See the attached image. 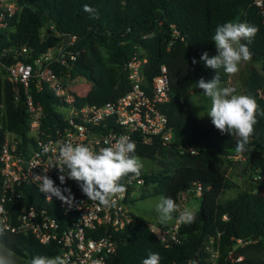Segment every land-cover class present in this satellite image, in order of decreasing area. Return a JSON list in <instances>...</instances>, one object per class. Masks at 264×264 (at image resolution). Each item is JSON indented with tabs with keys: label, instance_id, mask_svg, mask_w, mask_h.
I'll return each mask as SVG.
<instances>
[{
	"label": "trees",
	"instance_id": "1",
	"mask_svg": "<svg viewBox=\"0 0 264 264\" xmlns=\"http://www.w3.org/2000/svg\"><path fill=\"white\" fill-rule=\"evenodd\" d=\"M19 4L20 13L0 31V49L28 46L34 51L27 56L16 57L13 52L4 55L0 80L6 73L5 66L18 59L33 62L66 36L69 41L61 49L67 64L53 62L55 71L65 83L70 77L83 76L99 92L96 99L75 94L79 106L103 104L125 95L130 85L124 67L135 52L147 55L144 74L148 83L163 65L169 70L171 99L162 110L169 117L173 141L167 145L159 140L145 143L138 132L132 135L136 155L159 160L163 167L141 170L146 185H152V191L146 189L142 197L163 194L178 204L181 192L196 191L198 195L201 189L200 208L194 212V222L182 225V244L171 246H165L151 232V222L137 217L138 222L115 234L117 250L107 264H142L149 252L159 254L160 264H181L194 256L208 237L219 233L221 254L217 264H264V116L259 114L264 111V99L258 94L264 87V14L252 0H19ZM85 4L96 9L95 18L83 10ZM229 21L258 28L251 42L245 43L252 53L251 61L260 63L261 68H250L244 82L246 94L259 106L254 132L242 152L247 170L255 176V189L223 198L234 183L228 172L235 163L230 155L238 152V137L221 134L212 123L202 126L190 92L201 77L211 79L210 68L200 56L205 51L210 56L216 50L212 39L215 29ZM44 28L49 30L46 37ZM194 58L197 63H193ZM1 85L6 127L18 137L27 139L29 95L44 107L42 126L47 134L65 125L61 107L67 103L46 85L39 88L33 79L28 92L19 87V97L7 79ZM1 93L0 86V100ZM0 243L15 251L18 264H26L35 255L51 257L59 251L56 244H43L32 234L5 232ZM232 254L243 260L234 262Z\"/></svg>",
	"mask_w": 264,
	"mask_h": 264
},
{
	"label": "built area",
	"instance_id": "2",
	"mask_svg": "<svg viewBox=\"0 0 264 264\" xmlns=\"http://www.w3.org/2000/svg\"><path fill=\"white\" fill-rule=\"evenodd\" d=\"M253 4L264 14V0H252ZM19 0H0V31L10 26L11 21L20 13ZM53 32L54 27L50 26ZM33 48L22 46L16 49H0V66L3 56L9 52L15 56H27ZM71 60L75 56L71 55ZM147 55L142 51L135 52L126 63L124 70L130 85L129 91L103 104H75L76 96L70 92L68 83L58 74L53 62L67 64V59L60 49L54 56L53 51L37 57L33 62L22 59L5 66L6 79L13 85L16 96L19 97V87L28 92L30 82L34 79L41 88L46 85L57 96L67 103L61 107L65 125L57 127L50 134L43 129L46 117L44 107L36 103L32 96L27 98L29 130L27 139L6 127L5 91L2 88L0 100V226L5 232L32 234L43 244H56L59 251L51 256L63 255L70 264H107L108 258L116 252L118 241L115 234L124 230L134 222H138L131 205L134 191L144 192L149 189L146 179L140 172L139 176H125L121 183L126 191L112 206H101L98 202L89 200L82 192L80 182L68 179L65 184L59 180V149L65 142L85 144L98 151L113 143L121 135H127L133 141V134L138 132L145 143L159 140L170 144L174 132L170 120L162 110V105L171 99V79L166 65L160 73L148 83L144 67ZM68 81L88 82L87 78L77 76ZM67 81V82H68ZM259 97L264 99V87L258 89ZM79 95V94H77ZM80 96V95H79ZM191 153L197 149L187 148ZM244 156L235 152L230 158L236 160ZM53 165V166H52ZM47 170V175L61 188H70L74 203L68 205L56 197L46 198L38 190L33 176ZM201 194V189L198 190ZM68 195V193H65ZM189 192H181L178 208L183 210ZM171 224L150 223V230L165 246L182 244L181 223L177 217ZM139 218V217H138ZM241 242V241H240ZM221 254L220 233L208 237L196 254L181 264H217ZM232 260L239 262L242 256Z\"/></svg>",
	"mask_w": 264,
	"mask_h": 264
},
{
	"label": "clouds",
	"instance_id": "3",
	"mask_svg": "<svg viewBox=\"0 0 264 264\" xmlns=\"http://www.w3.org/2000/svg\"><path fill=\"white\" fill-rule=\"evenodd\" d=\"M83 10L90 13L93 18L96 9L85 4ZM258 28L247 22H226L218 25L212 37L217 54L209 56L205 51L201 54L206 67L214 69L216 75L205 80L201 77L195 87L202 89L203 94L211 101L206 115L210 117L212 124L221 134H230L238 137L236 150L245 151V145L254 132L257 123L259 106L255 98L249 94L238 93L235 87L222 86L219 69H223L227 75H235L239 71L242 61H249L252 53L247 43L255 37ZM193 63H197L195 58ZM259 114L264 116V111ZM107 146L93 150L85 144H73L65 142L59 149V161L55 166L59 169V180L65 184L68 179L80 182L82 192L89 200L98 202L101 206H112L126 191L121 180L128 175L139 176L143 168L142 161L136 155V144L127 135L119 136L115 142ZM53 166V165H52ZM48 169L33 176L38 190L45 194L46 198L56 197L60 201L72 205L74 197L70 188H61L46 173ZM68 193V195H65ZM155 210L159 214L162 223L173 219V213L178 212L177 219L181 223H192L195 213L185 207L178 208L176 201L171 197L160 196L155 204ZM5 234V229L0 226V237ZM0 264H18L15 251L7 245L0 243ZM26 264H70L67 257L56 255L47 257L43 255L32 256ZM142 264H160L158 253L149 252Z\"/></svg>",
	"mask_w": 264,
	"mask_h": 264
},
{
	"label": "rangeland",
	"instance_id": "4",
	"mask_svg": "<svg viewBox=\"0 0 264 264\" xmlns=\"http://www.w3.org/2000/svg\"><path fill=\"white\" fill-rule=\"evenodd\" d=\"M49 30L47 28L43 29V37L47 36ZM217 54V50L213 51L210 56ZM250 68H261L260 63H253L251 59L249 61H242L239 64V71L235 75H227L224 73L223 69H219L218 74L220 76L221 85L222 86H230L235 87L238 93L246 94L245 87V78L248 75ZM1 70V69H0ZM211 79L216 75L214 69H211ZM2 72V71H1ZM3 73V72H2ZM3 80L6 79V73H3ZM0 80V86L2 91V85ZM68 88L70 92H74L79 94L80 96H88L90 98L96 99L99 96V92L95 89L92 83L88 82H76L68 81ZM191 97L196 103L198 110V117L200 124L202 126L210 125L211 119L206 115L208 107H210L211 101L208 97L203 94V90L197 87H193L191 92ZM143 164V170H159L163 167L160 165L159 160H149L147 158H140ZM160 159V158H159ZM168 162L171 161L170 158L167 159ZM173 169L174 167L171 166ZM229 178L234 182L233 187L227 189L223 194V198H232L235 197L240 191L255 189V176L252 175L247 170V161L246 157L238 156L235 160L233 166L229 169ZM150 191H152V185H148ZM143 192L134 191V198L132 201V211L133 213L141 218L146 219L152 224L162 223L159 218V214L155 210V204L158 201L160 196H164L163 194H151L146 197H142ZM201 196L199 195H189L187 201L185 202V206L190 208L193 212L197 211L200 208ZM173 218L176 217V214L173 213ZM170 222V221H169ZM167 223V222H166Z\"/></svg>",
	"mask_w": 264,
	"mask_h": 264
},
{
	"label": "water",
	"instance_id": "5",
	"mask_svg": "<svg viewBox=\"0 0 264 264\" xmlns=\"http://www.w3.org/2000/svg\"><path fill=\"white\" fill-rule=\"evenodd\" d=\"M68 41H69V36H66V39H65L63 42L58 43V45L52 49V51H53V55L56 56V55L59 53V51H60V49L62 48V46H63L64 44H67ZM242 42L245 43V41H242ZM190 194H191V195H195V194H196V191H192ZM254 239H255V238H254Z\"/></svg>",
	"mask_w": 264,
	"mask_h": 264
},
{
	"label": "crops",
	"instance_id": "6",
	"mask_svg": "<svg viewBox=\"0 0 264 264\" xmlns=\"http://www.w3.org/2000/svg\"><path fill=\"white\" fill-rule=\"evenodd\" d=\"M176 217H174L170 222H167L166 224H171L174 220H175Z\"/></svg>",
	"mask_w": 264,
	"mask_h": 264
}]
</instances>
